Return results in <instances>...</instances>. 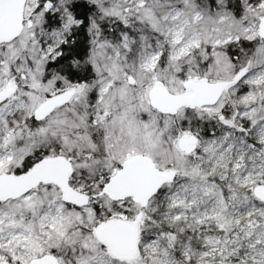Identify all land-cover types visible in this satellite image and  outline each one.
I'll return each mask as SVG.
<instances>
[{"label":"snow or ice","instance_id":"snow-or-ice-1","mask_svg":"<svg viewBox=\"0 0 264 264\" xmlns=\"http://www.w3.org/2000/svg\"><path fill=\"white\" fill-rule=\"evenodd\" d=\"M0 264H264V0H0Z\"/></svg>","mask_w":264,"mask_h":264}]
</instances>
